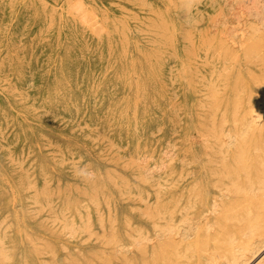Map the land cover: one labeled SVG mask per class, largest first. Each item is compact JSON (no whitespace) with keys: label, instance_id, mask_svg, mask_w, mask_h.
<instances>
[{"label":"rangeland","instance_id":"obj_1","mask_svg":"<svg viewBox=\"0 0 264 264\" xmlns=\"http://www.w3.org/2000/svg\"><path fill=\"white\" fill-rule=\"evenodd\" d=\"M74 1L0 0V239L13 241L0 264H87L91 230L123 227L133 199L153 193L165 151L157 131L158 21L192 14L220 36L252 21L264 29V0Z\"/></svg>","mask_w":264,"mask_h":264},{"label":"bare ground","instance_id":"obj_2","mask_svg":"<svg viewBox=\"0 0 264 264\" xmlns=\"http://www.w3.org/2000/svg\"><path fill=\"white\" fill-rule=\"evenodd\" d=\"M255 5H251L253 12L262 4ZM203 21L192 14L177 15L154 26L157 131L160 150L165 149L156 173L160 179L151 186L153 193L142 192L133 199L130 208L135 205L136 211L125 212L123 227L108 222L111 226L100 224L99 231L91 230V263L87 264H264V29L254 20L244 30L238 29L240 33L231 28L220 36ZM122 29L128 30L124 23ZM12 244L5 246L0 239V258H7Z\"/></svg>","mask_w":264,"mask_h":264}]
</instances>
